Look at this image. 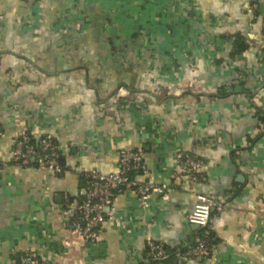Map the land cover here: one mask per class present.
I'll return each mask as SVG.
<instances>
[{
  "label": "crops",
  "instance_id": "0c3cea01",
  "mask_svg": "<svg viewBox=\"0 0 264 264\" xmlns=\"http://www.w3.org/2000/svg\"><path fill=\"white\" fill-rule=\"evenodd\" d=\"M0 0V264H148L147 243L199 238L201 195L224 207L207 229L217 264H264V0ZM263 16V17H262ZM247 50L235 58V39ZM228 95L221 96V88ZM252 94V95H251ZM52 135L62 175L18 166L15 140ZM140 151L168 199L131 187L95 241L71 230L85 176ZM202 162L197 180L179 159ZM175 182V183H174ZM177 264H210L205 258Z\"/></svg>",
  "mask_w": 264,
  "mask_h": 264
},
{
  "label": "built area",
  "instance_id": "2783aa9c",
  "mask_svg": "<svg viewBox=\"0 0 264 264\" xmlns=\"http://www.w3.org/2000/svg\"><path fill=\"white\" fill-rule=\"evenodd\" d=\"M40 1V0H35ZM253 12L258 11L262 0H250ZM262 34L264 36V22H262ZM58 146L52 135H46L40 139H34L29 134L19 136L12 150L13 162L23 166L30 161L36 162L42 168L62 175V169L58 162ZM180 169L184 174H189L193 180L202 166V162L190 156L179 159ZM149 171L144 162V155L140 151L122 150L119 152L117 172L104 175L93 171L86 174L87 189L85 197L78 203L67 206L65 214L71 220V230L74 234L85 240L95 241L101 234L103 227L112 224L114 217L106 213V209L112 207L116 197L123 189L131 187L140 196L143 202L151 195H158L163 200L168 199L169 187L149 183H139V176L147 178ZM224 211V207L215 198L201 195L197 197V203L189 216V224L197 225L200 229H209L217 215ZM146 256L157 264H167L169 253L166 247L155 241L147 243ZM178 260L186 261L193 258H205L210 264H217V257L210 252L207 242L200 237L192 246H186L176 254ZM20 264H41L37 253L25 254Z\"/></svg>",
  "mask_w": 264,
  "mask_h": 264
},
{
  "label": "trees",
  "instance_id": "16d2710c",
  "mask_svg": "<svg viewBox=\"0 0 264 264\" xmlns=\"http://www.w3.org/2000/svg\"><path fill=\"white\" fill-rule=\"evenodd\" d=\"M255 15H254V18L256 20L259 19V17H261V14H259V10L258 11H255L253 12ZM263 17V16H262ZM263 19V22H264V17L261 18ZM247 50V46L244 45V42L242 41V38L238 37L235 39V52H234V57L237 58V57H240L242 56V54ZM225 88H221L220 92H219V95L221 96H226L228 95V92H225L224 90ZM252 95V94H251ZM258 116L260 117V119L264 122V116H263V113L261 111H258ZM58 146V145H57ZM58 155H59V158H58V162H59V165L62 169V171H64V166L63 164L60 163V152H59V149H58ZM17 165V164H15ZM29 165H36V166H40L38 163L36 162H33V161H30L28 162L27 164L23 165V166H29ZM86 182H87V179L85 178ZM88 185V184H87ZM197 236L200 237L201 239L205 240L209 246V249H210V252H214V248L216 247V240H215V236L212 235L210 232H208V230L206 229H199V231H197ZM168 253H169V256L166 260V263L167 264H177V256L176 254L178 253V251L176 250H167ZM148 264H157L156 261L152 260V259H149L148 260Z\"/></svg>",
  "mask_w": 264,
  "mask_h": 264
},
{
  "label": "water",
  "instance_id": "95a60500",
  "mask_svg": "<svg viewBox=\"0 0 264 264\" xmlns=\"http://www.w3.org/2000/svg\"><path fill=\"white\" fill-rule=\"evenodd\" d=\"M193 228H195L196 230L200 229L197 225H193Z\"/></svg>",
  "mask_w": 264,
  "mask_h": 264
},
{
  "label": "bare ground",
  "instance_id": "6f19581e",
  "mask_svg": "<svg viewBox=\"0 0 264 264\" xmlns=\"http://www.w3.org/2000/svg\"><path fill=\"white\" fill-rule=\"evenodd\" d=\"M175 183V182H174Z\"/></svg>",
  "mask_w": 264,
  "mask_h": 264
}]
</instances>
